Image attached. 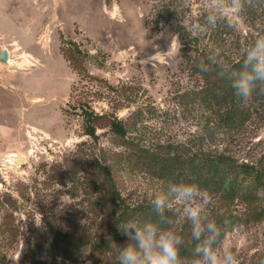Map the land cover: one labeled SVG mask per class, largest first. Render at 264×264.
Returning a JSON list of instances; mask_svg holds the SVG:
<instances>
[{
    "label": "rangeland",
    "instance_id": "rangeland-1",
    "mask_svg": "<svg viewBox=\"0 0 264 264\" xmlns=\"http://www.w3.org/2000/svg\"><path fill=\"white\" fill-rule=\"evenodd\" d=\"M169 1L0 0V57L2 50L11 53V60L4 64L9 77L0 82L3 263L27 264L28 245L36 248L40 258L52 260L53 249L42 245L49 224L78 230L91 211L83 178L84 158L77 152L78 144L87 138L72 107L79 91L90 82L65 58L64 48L69 44L64 41L78 44L85 53L83 64L94 76L117 88L123 84L126 89L137 88L140 98L149 103L147 123L163 126V135L185 139L212 131L205 111L181 97L188 80L179 34L162 11ZM202 3L174 0L181 8L189 4L182 15L185 20L201 12ZM236 23L245 36L256 39L264 34L260 15L243 11ZM93 104L98 110L108 108L106 101ZM129 112L123 108L119 116L125 118ZM99 132L106 141L104 130ZM260 138L264 140V128L255 143ZM255 143L249 140L246 148ZM75 170V176L61 177ZM121 180L123 191L132 200L151 201L161 193L159 186L142 177ZM172 206L176 210L179 203ZM176 218L185 220L182 215ZM220 246L232 248L240 264H264V221L238 224L226 233ZM95 258L88 247L67 264H93Z\"/></svg>",
    "mask_w": 264,
    "mask_h": 264
},
{
    "label": "trees",
    "instance_id": "trees-1",
    "mask_svg": "<svg viewBox=\"0 0 264 264\" xmlns=\"http://www.w3.org/2000/svg\"><path fill=\"white\" fill-rule=\"evenodd\" d=\"M187 7L189 4L181 8L171 0L162 11L179 34L183 71L188 80L181 97L205 111L212 131L185 139L163 135V126L147 123L149 103L140 98L137 88L126 89L124 84L117 88L107 79L94 76L86 70L81 59L85 53L78 44L64 41L69 44L64 48L65 58L90 82L79 91L72 107L87 138L78 144L77 152L84 158L83 178L88 184L91 211L78 230L68 231L50 223L42 245L53 249L52 260L40 258L36 248L28 245L27 264H67L76 261L88 247L96 253L93 264H119L114 244L124 246L129 240L118 225L157 220L150 201L132 200L123 191L121 179L133 175L159 186L161 193L167 191L169 183H197L213 202L209 217L221 226L227 222L221 240L238 224L264 221V140L260 138L255 143L256 135L264 128V95L254 93L244 103L216 70L202 73L197 67L201 60L207 62L209 55L216 54L238 69L241 46L255 39L229 28L224 21L193 36L190 26L200 12L185 20L182 15ZM244 11L249 16L260 15L264 21V0H254ZM95 101H106L108 108L96 109ZM123 108L130 110L125 118L119 116ZM100 129L104 130L106 141H102L104 134ZM249 140L255 143L254 147L246 148ZM76 170L61 177L75 176ZM166 215L173 217L174 227L185 241L180 250L182 260L191 262L197 242L191 237L190 222L178 221L174 206Z\"/></svg>",
    "mask_w": 264,
    "mask_h": 264
},
{
    "label": "clouds",
    "instance_id": "clouds-1",
    "mask_svg": "<svg viewBox=\"0 0 264 264\" xmlns=\"http://www.w3.org/2000/svg\"><path fill=\"white\" fill-rule=\"evenodd\" d=\"M253 3L254 0H203L202 11L194 18L190 31L193 36L200 35L220 21L237 30L236 20L245 6ZM240 55L242 62L238 69L216 54L209 55L207 62L201 60L197 67L202 73L216 70L247 103L254 93L264 95V36L243 44ZM173 202L179 203L176 214L190 222L191 237L197 242L192 249L191 264H240L232 248L220 246L227 222L221 226L209 217L210 197L195 182L169 183L166 192L155 194L150 201L157 217L155 222L128 221L118 225L129 240L124 246L114 244L119 264H184L180 250L185 241L174 227L173 217L166 215Z\"/></svg>",
    "mask_w": 264,
    "mask_h": 264
},
{
    "label": "crops",
    "instance_id": "crops-1",
    "mask_svg": "<svg viewBox=\"0 0 264 264\" xmlns=\"http://www.w3.org/2000/svg\"><path fill=\"white\" fill-rule=\"evenodd\" d=\"M10 51V50H9ZM8 51L9 53V61L11 60V53ZM3 52V50H2ZM1 52V54H2ZM4 64L5 61L2 60V58L0 57V82L3 81L4 79H8L9 74L7 72H5L4 70Z\"/></svg>",
    "mask_w": 264,
    "mask_h": 264
},
{
    "label": "water",
    "instance_id": "water-1",
    "mask_svg": "<svg viewBox=\"0 0 264 264\" xmlns=\"http://www.w3.org/2000/svg\"><path fill=\"white\" fill-rule=\"evenodd\" d=\"M1 58L3 61L8 62L9 61V53L7 50H3L1 54Z\"/></svg>",
    "mask_w": 264,
    "mask_h": 264
},
{
    "label": "bare ground",
    "instance_id": "bare-ground-1",
    "mask_svg": "<svg viewBox=\"0 0 264 264\" xmlns=\"http://www.w3.org/2000/svg\"><path fill=\"white\" fill-rule=\"evenodd\" d=\"M23 160H24V158L22 157V158H20V160H19V161H20V162H22Z\"/></svg>",
    "mask_w": 264,
    "mask_h": 264
}]
</instances>
